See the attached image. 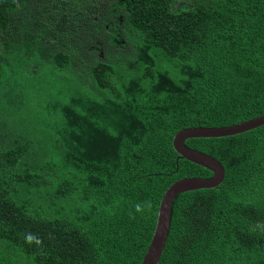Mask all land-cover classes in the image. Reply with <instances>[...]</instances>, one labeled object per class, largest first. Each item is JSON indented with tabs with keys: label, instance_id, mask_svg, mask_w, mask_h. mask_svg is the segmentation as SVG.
I'll return each mask as SVG.
<instances>
[{
	"label": "trees",
	"instance_id": "obj_1",
	"mask_svg": "<svg viewBox=\"0 0 264 264\" xmlns=\"http://www.w3.org/2000/svg\"><path fill=\"white\" fill-rule=\"evenodd\" d=\"M190 1L0 0V63L20 66L0 64V264H140L165 190L212 175L174 135L264 115V0ZM62 77L89 101L88 141L68 135ZM185 144L225 175L175 197L158 264H264V125Z\"/></svg>",
	"mask_w": 264,
	"mask_h": 264
},
{
	"label": "water",
	"instance_id": "obj_2",
	"mask_svg": "<svg viewBox=\"0 0 264 264\" xmlns=\"http://www.w3.org/2000/svg\"><path fill=\"white\" fill-rule=\"evenodd\" d=\"M263 125L264 115L229 126L183 128L174 135L172 146L179 157L210 170L212 175L208 178H181L174 181L165 190L159 203L151 240L140 264H158L167 241L175 197L185 192L215 188L224 179L225 171L218 160L204 152L189 148L185 141L188 139L234 136Z\"/></svg>",
	"mask_w": 264,
	"mask_h": 264
},
{
	"label": "rangeland",
	"instance_id": "obj_3",
	"mask_svg": "<svg viewBox=\"0 0 264 264\" xmlns=\"http://www.w3.org/2000/svg\"><path fill=\"white\" fill-rule=\"evenodd\" d=\"M183 5L184 6H191V1L190 0H176V6L177 7H180ZM116 43L117 44L119 43L118 39L116 40ZM1 50L2 49L0 47V52H1ZM22 59H23V64L26 61H27L26 65L29 64V65L25 66L26 74H28V75L32 74L35 70L34 64L30 63L31 61H29L30 60L29 57L28 58L23 57ZM15 61H17V59H15V58H11V59L5 58V62L0 63V64H2L1 66L3 68L5 66L8 67L10 72H17L20 70V66L17 63H15ZM160 64H162V63H160ZM39 71H42L41 73H44V71L42 69H39L38 72ZM122 76L123 77L126 76L123 71H122ZM76 79H77L76 83H78V82L84 83V82L88 81L89 79L92 80V78H90L87 75H79ZM57 82H58V80L55 79V83H57ZM58 83L60 84V87H59V91H58L59 97L57 98V101H59L62 104V106L64 107V110L66 111L65 117L68 121H70V124H69V127H70L69 130L70 131L68 130V135H70L72 133V131L77 130L76 132L82 133V134H79V133L78 134L82 135L84 140H86V141L90 140L91 137L89 135V132L87 131V128L94 126L93 121L95 118L93 115L90 114V112L85 111L87 105L89 104V101L87 103V99H85V97L82 96L76 90V88L74 87V84H72V80L70 78L62 77ZM89 109H91L90 106H89ZM79 121H81V123H82V125L80 127H78V125H77V123ZM4 123H5V126L2 128L0 127V134H3V136H1V137L8 136L6 134L11 133L10 127H8L10 124H7L6 122H4ZM82 126L84 127L83 130L81 128ZM79 129L81 132L79 131ZM136 130L138 131V134H140L142 132V129L139 126L136 128ZM57 162L59 163L58 160H57ZM41 170L46 171V173H50V175L56 177L55 178L56 187H54V190L56 191L57 184H58L57 182H58V179H60V178L57 175L53 174V173H55V170L53 169V167L44 161ZM56 170H57V168H56ZM5 173L6 172H0V177H2ZM12 180L14 183H18V180H20V179L19 178H12ZM53 180L51 178H49L47 180L48 183H52V187L54 185ZM73 180H74V177H70V179L67 180V183L72 185ZM0 181L6 185H8V183H9V180H0ZM12 192H14V191H12ZM14 193H16V192H14ZM56 193H57V191H56ZM44 211H45L44 215L47 216L48 219H51V217L56 214L53 206L48 207V208H44Z\"/></svg>",
	"mask_w": 264,
	"mask_h": 264
}]
</instances>
